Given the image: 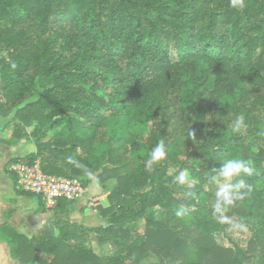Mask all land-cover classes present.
Listing matches in <instances>:
<instances>
[{
    "label": "trees",
    "instance_id": "obj_1",
    "mask_svg": "<svg viewBox=\"0 0 264 264\" xmlns=\"http://www.w3.org/2000/svg\"><path fill=\"white\" fill-rule=\"evenodd\" d=\"M243 4L0 0V116L11 143L35 146L6 174L15 185L10 165L39 163L108 201L87 227L74 202L46 211L14 186L47 215L11 233L19 264H264V0ZM228 159L249 163L253 190L221 224L207 177ZM185 169L191 183L174 182Z\"/></svg>",
    "mask_w": 264,
    "mask_h": 264
},
{
    "label": "rangeland",
    "instance_id": "obj_2",
    "mask_svg": "<svg viewBox=\"0 0 264 264\" xmlns=\"http://www.w3.org/2000/svg\"><path fill=\"white\" fill-rule=\"evenodd\" d=\"M9 119V118H8ZM8 119H3L0 116V246L6 255V264H19L17 260L12 257L14 244L11 242V233L18 232L31 236L37 229V225L33 223L42 218H37L38 214V200L36 197L28 198L21 197L16 193L14 185L6 174V165L14 158H23L29 153L35 152V146L26 140H21L17 143H11V134L13 126H5ZM6 127V128H5ZM4 128V129H3ZM39 164V163H37ZM13 163L9 166V170ZM40 166V165H39ZM96 181H93L90 187L88 204L85 206L88 209L95 210L97 216L99 215L94 205L108 206V201L105 199V192L100 190ZM106 200V201H105ZM83 200L74 202L77 205L81 204ZM45 208V207H44ZM74 209V208H73ZM46 211H50L45 208ZM74 211V210H73ZM43 219H47V215L39 214ZM83 212L77 208L76 214L72 215L74 222H82ZM93 221L91 218H85L84 222L88 226L99 225L102 221Z\"/></svg>",
    "mask_w": 264,
    "mask_h": 264
},
{
    "label": "clouds",
    "instance_id": "obj_3",
    "mask_svg": "<svg viewBox=\"0 0 264 264\" xmlns=\"http://www.w3.org/2000/svg\"><path fill=\"white\" fill-rule=\"evenodd\" d=\"M232 7L242 8L244 6L243 0H231ZM243 117H237L234 125V131H239L241 127H245ZM166 155L165 143L161 140L150 153L147 164L151 166L154 163L162 160ZM71 162V160L69 161ZM150 170V169H149ZM252 169L249 163L240 159H228L223 162L219 168H213L211 173L208 174L210 183L219 185L215 192V201L212 204V215L221 224L230 223V217L226 215L229 207L234 204L235 200H243L246 195L250 194L253 190L252 185L248 184L243 178L242 174L251 175ZM88 175L91 177L92 173ZM233 178H237L236 183H230ZM224 181L221 184V181ZM174 182L181 185L191 183L188 180V170L185 169L174 178ZM194 195V193H188ZM187 210L182 206L176 211L177 217L186 215Z\"/></svg>",
    "mask_w": 264,
    "mask_h": 264
},
{
    "label": "built area",
    "instance_id": "obj_4",
    "mask_svg": "<svg viewBox=\"0 0 264 264\" xmlns=\"http://www.w3.org/2000/svg\"><path fill=\"white\" fill-rule=\"evenodd\" d=\"M16 175L15 189L40 196L46 209H54L60 200L76 202L86 194L78 179L45 174L39 164H16L10 169Z\"/></svg>",
    "mask_w": 264,
    "mask_h": 264
},
{
    "label": "crops",
    "instance_id": "obj_5",
    "mask_svg": "<svg viewBox=\"0 0 264 264\" xmlns=\"http://www.w3.org/2000/svg\"><path fill=\"white\" fill-rule=\"evenodd\" d=\"M93 183V182H92ZM92 183L90 184V186L88 187V188H86V194L81 198V200H83V202L79 205H77V203H76V205L74 204V214H76V212H77V208L79 209V211H81V212H83V216H82V222H77V223H79V224H82V225H84V226H87V227H93V226H88L87 224H85V222H84V220H85V218H91L93 221H95V220H98V221H100V219H99V215L97 216L95 213H97L95 210H92V209H88V208H86L85 206L88 204V199H89V193H90V187H91V185H92ZM100 190H102L99 186H97ZM105 199H106V195H105ZM107 200V199H106ZM105 200V201H106ZM78 202V201H77ZM106 207V206H105ZM40 213H38L37 214V218H42L41 219V221H40V219L39 220H37V221H35L33 224L34 225H37L38 227H37V229L31 234V236L35 233V232H37V230H39V229H41L42 227H43V225H44V223H45V219H43V217L41 216V215H39ZM73 215V214H72ZM101 218V217H100ZM102 219V221H101V223L99 224V225H96V226H100V225H104L105 224V220L103 219V218H101ZM31 236H29V237H31Z\"/></svg>",
    "mask_w": 264,
    "mask_h": 264
},
{
    "label": "bare ground",
    "instance_id": "obj_6",
    "mask_svg": "<svg viewBox=\"0 0 264 264\" xmlns=\"http://www.w3.org/2000/svg\"><path fill=\"white\" fill-rule=\"evenodd\" d=\"M0 264H6V260L1 252V248H0Z\"/></svg>",
    "mask_w": 264,
    "mask_h": 264
},
{
    "label": "flooded vegetation",
    "instance_id": "obj_7",
    "mask_svg": "<svg viewBox=\"0 0 264 264\" xmlns=\"http://www.w3.org/2000/svg\"><path fill=\"white\" fill-rule=\"evenodd\" d=\"M0 248H1V246H0ZM1 252H2V254H3V256H4L5 260H6V255H5V252L2 251V248H1Z\"/></svg>",
    "mask_w": 264,
    "mask_h": 264
}]
</instances>
